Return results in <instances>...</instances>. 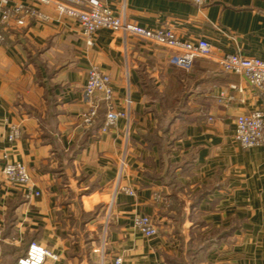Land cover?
Segmentation results:
<instances>
[{
    "label": "crops",
    "instance_id": "1",
    "mask_svg": "<svg viewBox=\"0 0 264 264\" xmlns=\"http://www.w3.org/2000/svg\"><path fill=\"white\" fill-rule=\"evenodd\" d=\"M102 1L126 22L264 60V0ZM33 6L49 19L11 24L0 44V264L32 241L57 257L46 264H264V155L246 150L250 171H239L233 140L236 116L262 104L246 80L205 59L174 67L171 51L131 34L102 29L88 46L76 20ZM92 66L127 114L105 133L101 94L95 123L81 120ZM5 162L23 164L39 194L9 184ZM139 215L157 236L133 227Z\"/></svg>",
    "mask_w": 264,
    "mask_h": 264
},
{
    "label": "built area",
    "instance_id": "2",
    "mask_svg": "<svg viewBox=\"0 0 264 264\" xmlns=\"http://www.w3.org/2000/svg\"><path fill=\"white\" fill-rule=\"evenodd\" d=\"M30 4L14 0H0V44L6 40V33L11 24L23 27L28 20L46 21L48 16L40 12L33 4L52 6L58 17L66 16L77 21L81 33L88 46L92 45V36L99 30L106 29L115 33L131 34L150 45L171 51L169 64L187 70L197 59L214 62L222 72L240 76L258 94L262 104L257 109L236 116L234 119L233 140L242 149L259 148L264 155V60L253 57L245 58L238 54L218 55L214 52L210 42L205 38L195 40H182L167 28L150 30L116 16L102 0H29ZM197 6H204L207 0H192ZM232 90L241 92L236 85L230 86ZM83 98L88 110L81 114L82 122L91 126L97 117V106L93 103L96 94L102 95L105 109L104 121L100 132L105 133L113 127L118 119L127 118L125 112L116 111L113 106V90L110 78L98 67L89 68L83 86ZM224 97V94H221ZM21 131L18 125L9 127L8 141L13 142L20 138ZM5 180L14 186L24 187L26 197L33 193V183L27 168L21 163L5 162L2 166ZM124 191L133 195L132 190ZM156 202L167 204L159 195L154 197ZM133 227L146 238L158 235V228L154 221L145 215L135 216ZM57 257L40 246L35 241L28 244L24 254L19 256L16 264H46L47 260L55 261ZM109 264H123L121 256H114ZM162 264V263H161Z\"/></svg>",
    "mask_w": 264,
    "mask_h": 264
},
{
    "label": "rangeland",
    "instance_id": "3",
    "mask_svg": "<svg viewBox=\"0 0 264 264\" xmlns=\"http://www.w3.org/2000/svg\"><path fill=\"white\" fill-rule=\"evenodd\" d=\"M196 61V60H195ZM246 150H242L241 149V151H239V154H238V167H239V171L241 170L240 168H242V166H246L247 167V165H246V162L247 161H249L251 158H248V157H246ZM252 156V155H251ZM255 159V160H254ZM255 161L254 163L256 164V162H257V159L254 157L253 159H252V161ZM244 168V170L246 169V171H250L249 169H247V168ZM243 169V168H242ZM258 171V169L255 167V165H254V173H256ZM97 212H98V209L96 210ZM98 232V234H100L101 233V231H97Z\"/></svg>",
    "mask_w": 264,
    "mask_h": 264
}]
</instances>
